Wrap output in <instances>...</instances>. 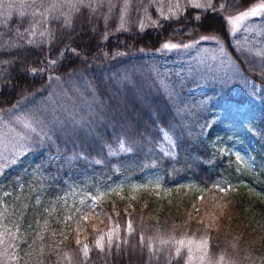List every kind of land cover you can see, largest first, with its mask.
<instances>
[{
	"label": "trees",
	"instance_id": "16d2710c",
	"mask_svg": "<svg viewBox=\"0 0 264 264\" xmlns=\"http://www.w3.org/2000/svg\"><path fill=\"white\" fill-rule=\"evenodd\" d=\"M257 1L210 0L136 28L78 0H1L7 9L0 11V116L44 99L49 81L72 79L93 95L90 121L101 119L103 129L96 145L78 146L83 156L68 157L67 147L76 146L62 143L33 183L25 175L20 181L28 158L0 168V264H264V171L256 161L264 143H248L250 159L236 170L225 164L207 145L217 123L203 136L191 133L143 59L164 42L216 37L264 90V61L237 55L226 26L227 17ZM36 2L46 7L45 19ZM259 98L256 122L264 129V92ZM165 130L173 132L171 152L160 148ZM41 141L32 152L51 153ZM150 168L162 177L158 192L114 191L78 207L60 200L71 180L97 185ZM185 240L201 244L199 263L185 259L178 246Z\"/></svg>",
	"mask_w": 264,
	"mask_h": 264
},
{
	"label": "rangeland",
	"instance_id": "374dc122",
	"mask_svg": "<svg viewBox=\"0 0 264 264\" xmlns=\"http://www.w3.org/2000/svg\"><path fill=\"white\" fill-rule=\"evenodd\" d=\"M90 10L104 9L120 22L130 21L136 28L146 23L155 25L158 20H171L179 16L185 7H206L210 0H78ZM7 2V1H6ZM38 17L45 19L46 7L36 2ZM257 8L255 16L241 20L245 11ZM0 0V11L6 10ZM51 8L48 10L49 12ZM30 14L31 11H29ZM50 17H53L50 15ZM124 25V24H121ZM120 25V26H121ZM230 45L237 55L264 61V0L226 18ZM121 28H123L121 26ZM124 29V28H123ZM167 44L169 47L165 48ZM145 71L156 74V81L172 101L176 112L190 123V132L204 134L213 122L217 123L207 145L210 152L225 158L235 170L243 166V158H249L247 144L264 143V129L257 125L259 96L262 86L245 75L237 62L226 52L223 43L216 37L203 36L183 44L164 42L154 51L143 54ZM149 93L155 95L154 82L146 75ZM48 96L36 101H23L20 105L0 116V168L14 165L17 159L28 158L23 163L20 181L26 176L33 183V173L46 160L58 155L66 146L67 156H83L78 146L96 145V137L103 129L102 120L90 121L95 113V102L90 92L82 89L72 79L60 78L48 82ZM82 89V90H81ZM90 89V88H89ZM153 119V116L151 117ZM197 128V131H196ZM160 148L169 152L173 132L161 133ZM42 139L48 140L51 153H33V147ZM48 151V146L46 145ZM119 147H112L111 154ZM171 152V151H170ZM223 161V160H222ZM257 168L264 171V147L256 156ZM250 170L253 166L250 165ZM180 183V182H179ZM70 189L60 197L61 202L75 207L93 203L101 196L112 192L129 191L137 187L158 192L162 188L159 170L150 168L133 175L107 179L97 185H88L71 180ZM185 249L187 262L199 263L202 246L191 240L179 241Z\"/></svg>",
	"mask_w": 264,
	"mask_h": 264
},
{
	"label": "snow or ice",
	"instance_id": "6c2138e0",
	"mask_svg": "<svg viewBox=\"0 0 264 264\" xmlns=\"http://www.w3.org/2000/svg\"><path fill=\"white\" fill-rule=\"evenodd\" d=\"M256 13H257V8L253 7L250 11H245L241 16L236 17V20H241L247 16H255ZM164 47L167 48V47H169V45L165 44ZM98 246H101V245L98 244Z\"/></svg>",
	"mask_w": 264,
	"mask_h": 264
}]
</instances>
